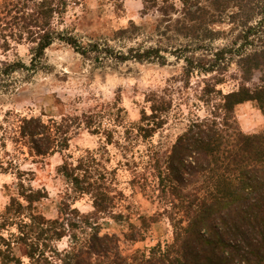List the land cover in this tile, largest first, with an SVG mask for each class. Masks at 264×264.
<instances>
[{"label":"trees","instance_id":"trees-1","mask_svg":"<svg viewBox=\"0 0 264 264\" xmlns=\"http://www.w3.org/2000/svg\"><path fill=\"white\" fill-rule=\"evenodd\" d=\"M84 1H0V49L6 53L13 45L25 43L31 52L30 67L21 61L0 62V87L18 71L36 72L55 42L87 55L61 28L68 11ZM99 1L116 11L123 7V0ZM141 2L142 15L158 14L164 32L182 38L215 39L219 34L213 26L220 23L218 19H228L241 41L235 50L237 89L219 92L221 99L211 116L189 120L167 148L150 142L166 125L172 108L164 93L148 94V112L143 108L139 121L128 128L123 127L124 110L117 103L101 112L59 119L6 112L0 120V173L14 174L17 182L0 214V232L15 229L9 237L0 236V264H24L23 259L26 264H264V129L245 134L234 116L237 106L253 103L264 118V0H179V7L175 0ZM160 51L144 48L118 55L116 60H154L163 65ZM185 72L191 74L189 68ZM119 127L124 128L123 147L116 138ZM81 128L102 135L104 143L75 161L71 156L62 159L56 172L66 190L57 217L46 218L36 212V205L47 199V192L25 179L32 172L21 170L20 156L44 160L62 155ZM140 143L148 144L145 160L128 161L125 154ZM8 144L19 155H10ZM107 146L122 147L121 166L130 171V185L155 205L152 215L138 217L139 227L129 224L124 241H144L145 231L164 218L172 229L170 242L124 254L121 239L103 230L101 219L127 220L116 212L124 194L116 186V170L108 167ZM83 197L90 201V212L74 207ZM64 239L67 246L60 250L58 243Z\"/></svg>","mask_w":264,"mask_h":264},{"label":"rangeland","instance_id":"rangeland-1","mask_svg":"<svg viewBox=\"0 0 264 264\" xmlns=\"http://www.w3.org/2000/svg\"><path fill=\"white\" fill-rule=\"evenodd\" d=\"M1 1V0H0ZM179 7V0H175ZM120 11L99 0H85L80 7L71 8L64 18L62 29L75 38L83 56L65 43L55 42L46 51L36 72L21 70L10 78V82L0 87V120L6 112L22 116H36L43 120L59 119L67 115H81L101 112L105 107L117 103L123 108V127L128 128L140 119L146 96L152 92L164 93L172 100V108L167 115V123L150 141L152 144L169 147L191 119L211 116L221 95L236 90L239 85L238 56L235 50L240 46L238 29L228 19H218L213 30L219 35L215 39L182 38L173 31L164 32L155 13L142 15L141 0H123ZM227 18V17H225ZM134 24L135 29L131 26ZM125 30L124 33H120ZM144 48L161 49L165 63L160 65L150 60L138 62L133 59L116 60V56L142 51ZM30 45H13L6 53L0 49V62L21 61L31 66ZM191 70L188 76L186 69ZM208 70V72H206ZM218 82V84H215ZM212 87L214 92H208ZM219 92H221L219 94ZM234 116L242 132L254 134L264 129V118L253 103L239 105ZM119 127L116 138L122 147V131ZM104 143L102 135H93L81 128L69 142L68 150L51 158L39 160L21 155L20 168L32 172L25 179H32L35 189L47 192V199L36 205V212L46 218L57 217L58 204L62 199L66 184L57 174V167L65 156L77 160L85 151H97ZM145 143L134 146L126 153L128 161L145 160ZM122 147L107 146L110 162L108 167L116 170V186L124 194L116 212H121L127 220L115 222L108 217L101 219L103 230L114 233L121 239L122 250L129 253L144 250L156 243L172 240L169 222L162 218L145 231L142 242L124 241L129 232V224L139 227L140 215H152L155 205L144 196L138 187L130 185V171L123 165ZM8 153L19 155L11 144ZM14 174L0 173V214L9 204L16 185ZM82 213L91 211L88 198L74 203ZM14 228L0 232L9 237ZM67 239L58 243L60 250L66 248ZM15 253L20 252L15 248ZM24 264L27 263L23 259Z\"/></svg>","mask_w":264,"mask_h":264}]
</instances>
